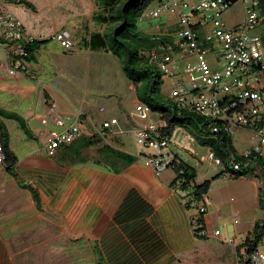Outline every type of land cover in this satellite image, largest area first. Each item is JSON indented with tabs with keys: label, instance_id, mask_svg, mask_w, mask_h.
Wrapping results in <instances>:
<instances>
[{
	"label": "crops",
	"instance_id": "obj_1",
	"mask_svg": "<svg viewBox=\"0 0 264 264\" xmlns=\"http://www.w3.org/2000/svg\"><path fill=\"white\" fill-rule=\"evenodd\" d=\"M33 3L36 10L24 4L7 2L31 33L39 39L49 40L41 44L33 58L28 60L26 72L12 69L7 56L0 60V106L19 114L26 125L24 127L19 119L2 117L9 129L11 148L16 152L18 162L15 165L17 175L8 172L5 164L0 163V210L12 209V214L0 212V225L14 223V219L7 218L13 215L18 224L43 228L44 236L47 235V226L54 225L53 229L58 227L57 231L48 233L43 240L69 242V248H77V257H85V251L95 257L94 245H98L109 264H171L177 258L175 249L167 260L143 257L124 227L141 217L128 220L124 217L123 222V217L118 214L126 212L125 200L129 196L142 198L152 209L146 215L147 221L159 225V215L164 216L174 226L180 242L189 240L197 244L196 238H200L192 231L191 219L195 215L186 206L183 193L178 192L179 186L172 184L175 176L169 178L162 173L157 174L152 166L145 163V154L138 155L126 148V134L130 140L135 139L133 131L146 121L133 120L129 124L128 120L115 114L98 121L99 111L107 109L97 101L101 96L118 97L119 106L127 88L134 91V97H138L135 84L125 75L119 57L111 51L92 49L89 45L91 34L97 31L95 24L98 22L93 16L101 10L100 0H43L42 5ZM175 21L174 16L170 20L166 18L157 32L172 30L176 26ZM62 28L71 30L75 43L73 50L65 48L55 37ZM98 29L101 31L103 27ZM116 67H120V73H114ZM101 68L106 69L107 74H102ZM113 75L117 78L114 84ZM112 118H117L118 122L105 128L103 122ZM76 122L80 123L81 135H96L101 145L109 144L135 154L137 160L120 173L92 162L60 163L66 144L60 146L54 155L49 153L48 144ZM173 138L174 135L171 145ZM92 149L96 146L87 152ZM171 151L192 164L180 154L179 149L171 148ZM249 175L255 177L258 187L252 179L251 193L259 192V177L264 178L263 173L254 167L251 173L237 179H249ZM227 178L231 177L222 174L213 180L211 188L214 182ZM27 185L39 194L41 205ZM208 195L204 201L207 209ZM248 195L244 194L242 201L246 202ZM259 200L258 195L260 203ZM47 209L55 212L46 213ZM204 217L208 229L212 223L208 210ZM256 219L251 218L253 225ZM200 239L207 241V237ZM240 247L237 245L239 251ZM1 255L0 264L14 263L16 254L12 251L2 250ZM188 259L189 256L183 262L189 264Z\"/></svg>",
	"mask_w": 264,
	"mask_h": 264
},
{
	"label": "built area",
	"instance_id": "obj_2",
	"mask_svg": "<svg viewBox=\"0 0 264 264\" xmlns=\"http://www.w3.org/2000/svg\"><path fill=\"white\" fill-rule=\"evenodd\" d=\"M155 1L158 4L152 6ZM238 1L245 6L244 21L228 27L223 14ZM153 2L144 10L140 19L159 17L164 11L176 18V26L168 30L173 32L172 41L141 51L149 61L158 63L164 77L172 78L169 96L178 107L190 108L212 120L213 133L223 131L232 135L236 130H250V146L240 153L245 157L264 158V37L255 33L256 28L264 24V0ZM4 3L7 4L6 1ZM55 37L65 48L73 50V34L68 29L58 30ZM36 39L39 37L28 30L25 22L12 9H6L0 4V47L6 50L12 69L28 70V46ZM190 56H196L197 63H188L182 69L181 59ZM195 70L200 72L199 77L195 75ZM186 82H192V87ZM151 112L148 104L139 101L132 114L146 121ZM117 122V118H112L104 121L103 126L110 128ZM133 133L139 144L156 148L155 154L146 155L144 159L157 174L175 161V154L168 149L171 137L165 133L162 123L146 121ZM80 135V123L76 122L52 138L48 144L49 153L54 155L60 146L73 142ZM209 157L216 164L223 165L222 159L211 148ZM6 159L0 134V163L5 164ZM231 164L235 169L240 168V162L234 156L231 157ZM202 210H207V206H202ZM198 232L204 236L210 234L206 226L202 225ZM219 233V230L215 231V234ZM261 245L264 246L263 240L250 252L249 246L243 245L245 256L240 251L234 264H264ZM176 264L185 263L178 261Z\"/></svg>",
	"mask_w": 264,
	"mask_h": 264
},
{
	"label": "trees",
	"instance_id": "obj_3",
	"mask_svg": "<svg viewBox=\"0 0 264 264\" xmlns=\"http://www.w3.org/2000/svg\"><path fill=\"white\" fill-rule=\"evenodd\" d=\"M17 4H24L27 7L36 10V5L31 0H4ZM154 0H100L101 10L94 14L93 19L100 24H108L104 31H95L91 34L89 45L92 49H106L117 55L121 61L122 69L125 75L133 81L136 87V93L140 101L148 104L152 111L158 112L161 123L164 126L165 133L172 137L175 128L179 125L186 126L190 129L195 138L205 146H208L222 159L223 169L201 183L197 180V169L192 164L184 161L175 155L174 166L176 174L172 184H177L183 193V198L188 209L196 204L203 202L205 206V196L208 195L214 179L222 174H228L232 178H240L248 175L254 167L260 168L264 175V158L263 157H245L234 146L232 135L223 131L213 133L211 128L212 120L205 118L194 110L187 107H178L177 103L169 95L161 91L164 83L163 71L157 62H151L142 53L143 49H152L159 44L172 41V33L166 30L155 33H146L138 29V19L144 10ZM49 40L48 38L36 39L29 44L30 54L28 60L33 58L36 49ZM2 117L15 118L21 120L24 127L25 122L16 112L7 110L0 106V134L7 154L5 166L8 172L17 175L15 165L18 162L16 152L11 148L10 132L3 121ZM96 136L81 135L73 142L63 147V154L59 160L60 163H89L92 162L97 166H103L106 169L120 173L126 167L134 163L138 156L129 153L120 148L109 144H102ZM96 146L95 155L87 152ZM234 156L236 161L240 162V168L235 169L231 164V157ZM262 181V178L259 177ZM264 179V178H263ZM35 196L37 203L41 205L39 194L27 185ZM260 204L263 199L260 197ZM200 207L198 213L192 217V231L200 238L208 236L200 235V225L205 226V213ZM126 212L118 213L123 217L122 221L140 216L141 219L125 225V229L131 235L139 248V252L147 259L162 257L166 251L170 250V244L165 238L160 224L156 225L146 220V215L151 213L152 209L148 202L142 198L128 197L125 200ZM118 219V217H117ZM264 241V219L257 218L254 222L253 229L249 232L242 243L248 245V251H252L258 242ZM241 246V245H240ZM97 263L109 264L103 256L98 245H94Z\"/></svg>",
	"mask_w": 264,
	"mask_h": 264
},
{
	"label": "rangeland",
	"instance_id": "obj_4",
	"mask_svg": "<svg viewBox=\"0 0 264 264\" xmlns=\"http://www.w3.org/2000/svg\"><path fill=\"white\" fill-rule=\"evenodd\" d=\"M39 5H42L43 0H31ZM0 4L6 9H11V5L4 3L0 0ZM158 3L153 2L152 6H156ZM100 8V6H99ZM244 4L240 1L234 3L229 9H227L223 18L227 23L228 27H234L235 25L244 21ZM168 20L172 19L173 16L166 12H162L159 17H144L143 19H138V29L146 33H155L159 30V25L163 23L166 18ZM98 29L99 26L106 29L108 24H95ZM68 29V28H66ZM70 32L71 30L68 29ZM101 30V31H103ZM72 33V32H71ZM255 33L262 35L264 37V24L256 28ZM6 52L3 48L0 50V60L6 57ZM198 58L196 56H190L185 59H181V68H185L188 63H197ZM118 68V69H117ZM120 67L114 68V73H120ZM103 71L102 74H107V70ZM110 71V69H109ZM92 72H95L94 70ZM195 75L199 77L200 72L194 71ZM114 82L117 78L113 75ZM128 80V79H126ZM201 82V81H200ZM189 87H192V82H186ZM127 88V86H125ZM172 89V78L166 76L164 83L161 86V91L169 95ZM135 93L133 90H125V98L122 99V105L119 106L117 101L118 97L112 96H101L97 99L100 104L107 106L105 111H99L98 121H102L106 116L118 115L122 118L128 120L129 124L133 123V120H141L132 114V109L134 110L137 103L140 101L138 97H134ZM123 96V97H124ZM133 96L134 98H130ZM129 99V100H128ZM146 121H154L156 124H160L161 120L159 113L152 111L150 117ZM174 138L172 145L170 144L169 150L179 149L180 154H182L189 162H191L198 171L197 182L201 183L206 179H211L213 176L218 174L223 166L216 164V162L209 157V147L202 145L195 136L191 133L190 129L186 126L179 125L175 128L173 132ZM252 136V132L248 129L236 130L232 134V141L234 146L239 152H243L250 146L249 139ZM126 138V148L138 155H150L156 153V148L152 146H145L137 143L134 138L132 140L129 137ZM187 148L188 150H186ZM96 149H92L91 154L95 152ZM160 173L166 177H174L176 174L174 166H169L162 170ZM249 179H235L227 178L225 180H219L213 183V187L209 195L207 196L208 213L211 216L212 223L209 225L208 230L210 234L207 237V241L200 238L197 244H192L189 240L180 242L177 237L176 230L171 222L164 217L160 216V228L170 244V250L166 251L162 255V259L167 260L171 258L170 253L172 250L175 251L177 258L171 262V264H176L178 261H185V258L189 256L187 260L189 264H234L241 251V254L245 256L242 251V243L253 229V223L251 218H262L264 219V179L262 181L259 179L261 184V189L259 192L251 193L252 183L251 180H255V187H257V180L252 175H249ZM215 181V180H214ZM258 188V187H257ZM258 190V189H257ZM250 194L248 195V192ZM181 192V189L178 190ZM244 194L248 195V200L246 202L242 201ZM258 195L262 197L263 202L260 204L258 202ZM203 202L196 204L191 208L190 213L196 215L202 206ZM1 205V204H0ZM0 212L11 213L12 209L0 210ZM54 213V210L47 209L46 213ZM59 213V211H56ZM12 214V213H11ZM9 219H14V223H7L5 225H0V260L2 250L12 251L16 254L13 264H93L97 261L96 256H89L85 251V257H77V248L72 250L69 248L65 241L53 240L46 242L43 238L48 233L54 234L57 229H53L54 225L47 226L45 233L47 235H42L44 231L40 226L29 225V224H18V219H15L13 215L7 217ZM235 219H239L235 221ZM219 230L220 234H215V231ZM190 243V245H188ZM237 245H241V250L237 249ZM260 250L264 251V246H260ZM72 251V252H71ZM92 255V252L90 253ZM108 261V259H107ZM23 262V263H22ZM7 264L10 262L7 261Z\"/></svg>",
	"mask_w": 264,
	"mask_h": 264
}]
</instances>
